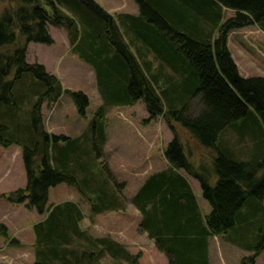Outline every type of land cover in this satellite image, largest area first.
I'll list each match as a JSON object with an SVG mask.
<instances>
[{
  "label": "trees",
  "instance_id": "16d2710c",
  "mask_svg": "<svg viewBox=\"0 0 264 264\" xmlns=\"http://www.w3.org/2000/svg\"><path fill=\"white\" fill-rule=\"evenodd\" d=\"M133 1L137 17L109 14L95 0H0V147H19L25 173L24 187L1 196L44 216L32 227V264H138L141 257L110 237L83 230L76 203L48 204L49 189L61 184L76 189L92 213L112 203L113 195L105 180L89 174L92 162L75 143L79 137L44 128V103L65 94L80 114L88 105L84 93L63 88L43 64L26 61L29 42L53 43L49 27L64 29L71 50L93 67L102 106L141 101L143 122L161 116L170 129L163 151L170 166L153 173L130 200L143 215L140 227L154 237L168 263L207 264L209 237L240 233L261 219L253 242L232 240L250 252L241 264H255L259 255L264 264V206L257 204L264 200V77L240 76L227 48L232 31L255 25L264 33V0ZM195 99L199 109L190 115ZM172 122L212 152L210 162L196 165L186 155ZM91 125L97 149L95 142L101 147L105 141L104 126ZM230 128L239 140H253L252 149L245 154L231 149L223 138ZM59 142L66 145L54 155ZM179 170L198 182L210 207L204 217ZM147 204L152 211L144 215ZM244 208L248 212L242 213ZM0 237L8 238L1 222Z\"/></svg>",
  "mask_w": 264,
  "mask_h": 264
},
{
  "label": "rangeland",
  "instance_id": "374dc122",
  "mask_svg": "<svg viewBox=\"0 0 264 264\" xmlns=\"http://www.w3.org/2000/svg\"><path fill=\"white\" fill-rule=\"evenodd\" d=\"M100 1H104V3L113 7L116 1L119 0ZM1 6L2 5H0V7ZM230 14V11H226L224 16L227 17ZM241 30L239 32L237 30L235 34H230L229 37L231 41L228 43L229 48L227 47L231 56L239 64V75L242 77H264V38H258L255 35L256 31L252 29ZM49 32L53 38V43L46 45L29 42L26 48V61L28 63L38 62L43 64L49 73L54 74L60 80L63 88L84 93L88 99V105L85 107L84 113L80 114L77 111L74 101L65 94L61 95L58 102L55 104L46 105L44 103L41 108L44 128L45 130L50 129L49 131L53 134L69 135L72 138L79 137L78 140H75V143L87 150L88 155H86V160L92 162V165L88 169L89 174L94 175L96 179L100 178L102 180L103 178L106 180L108 183L104 182V185L107 189L113 188V194L115 192L116 195L121 198L122 202H124L122 195L124 197L130 195V188L127 186V182L130 180L129 173L115 168L117 165L116 159L118 158L113 161L107 160L108 156L104 154V147L103 145L100 147L98 141L95 142L97 149L93 148L94 143L92 141L94 136L91 123H102L105 127L103 129L105 137L104 142L111 148L116 147L114 143L116 142L120 147L119 157L135 156L139 159L143 157L147 159L148 155L150 157L154 153L157 155L159 152H163L166 149L172 138V133L161 116L156 117L154 120L143 122V120L147 118V113L141 101L136 102L132 106H102L93 67L81 60L77 54L71 50L64 29L49 27ZM153 57L154 54L151 53L148 59L151 60ZM138 60L141 63V59ZM156 63L157 62L154 61V65ZM170 72L172 71L170 70ZM27 107L28 106H23V111H25ZM100 107H102V114L98 117L97 114ZM189 109L190 115H194L198 111L199 106L196 99L190 104ZM59 112H62L63 116H56V113L59 114ZM248 124H250V122ZM172 125L179 136L186 155L189 156L193 162H197L196 165H201V163L205 165L210 162L209 153L212 154L210 150L201 148V146L190 137L188 131L179 124L172 122ZM231 129L232 128L223 135V138L229 141V145L232 146L234 150H244L243 152L245 154L247 152L246 149H252L250 142H254L253 140L244 138V140L241 141L238 138L237 130L234 129L235 131H233ZM142 134H144V138H141ZM115 137L117 138L116 141L114 140ZM148 143L149 145H153L152 148H148ZM65 145L66 144L63 142H59L57 146L54 147L53 154H57L58 149L64 148ZM96 153H98V156ZM113 155L112 153L109 157L112 159L111 156ZM145 166L146 165L140 163L138 165L139 171H142ZM144 173L139 177L140 183L146 181L152 175H150L151 172L148 174ZM262 173L263 171L260 175H262ZM122 183H126L124 188H121ZM24 184L25 173L19 147L15 145L6 148L0 147V222L3 223L8 230V238L0 237V264H32L34 259V233L32 230V224L35 220L34 213H30V210L28 211L21 204H10L1 196V193H7L18 187L22 188ZM67 187L70 186L61 184V187H59L62 189L60 193L61 196L66 197V193L63 192V190H66ZM53 188H50L49 191L50 198L54 199L57 198L58 195L56 189L53 190ZM79 196L80 198L77 199L76 204L80 208L84 219L83 213L87 212L86 205L83 201L85 198L80 194ZM88 197L93 199L92 194H89ZM258 203L260 206L261 204L264 206V200H260L257 204ZM83 219L81 221V228L92 236H100L99 233L101 232L98 230L97 226L90 228L87 222L83 223ZM260 222L261 219L250 221L245 226H242V228H239L240 233L231 232L230 230L226 234L216 236L215 240H211V263L221 264L217 257L216 249L217 246H221L224 264H241V259L248 254L237 258L239 251H237V254H232L228 251L230 248L237 245L232 239L235 237L237 239L241 238L244 243L253 242ZM112 236L108 235L103 237H110L115 241V238H118L121 241V243H118L123 246H129V241H126V239L130 240L129 237L124 238L121 237V235L118 237L115 235ZM225 243H227V245H224ZM140 247L144 249L145 252L149 253L145 243L140 244ZM239 247L244 249L241 246ZM130 251L131 252H128L132 254L141 252L138 264L140 262V264H148L151 262L152 257L149 256V259H146V257L144 258V256L142 257V250L139 251V249L135 248ZM165 256L164 254L163 258H159L161 260L157 259V256H155L156 259L153 258L155 264H169ZM103 260L106 261V259ZM255 264H263L261 255L255 259Z\"/></svg>",
  "mask_w": 264,
  "mask_h": 264
},
{
  "label": "crops",
  "instance_id": "0c3cea01",
  "mask_svg": "<svg viewBox=\"0 0 264 264\" xmlns=\"http://www.w3.org/2000/svg\"><path fill=\"white\" fill-rule=\"evenodd\" d=\"M96 1L109 14H121L122 16L129 15V16H133V17L138 16V6L133 0L116 1L115 6H113V7L104 3V1H100V0H96ZM122 20H127V18L122 17ZM248 27H245L242 29L243 30L244 29H249V30L252 29L253 31H256L255 35L258 38H260V39L264 38V33L258 27H256L255 25L248 26ZM240 30H238V32ZM243 30H241V31H243ZM231 33L235 34V33H237V30L229 33V35L227 37V47L228 48H229L228 43H229V41H231V38L229 37ZM148 58H149V55H148ZM232 59L236 65L238 73H239V64H238V62L235 61V59L233 57H232ZM56 116L61 117V116H63V114H62V112H59V114L56 113ZM49 130L46 129L47 132H50ZM67 136H69V135H67ZM69 137H71V136H69ZM141 138H144V134L141 135ZM116 139L117 138L115 137L114 140L116 141ZM114 143L116 144L117 148L116 147L111 148V147L107 146L106 143L104 142V144H103L104 154H106L108 156L107 160H109V161L110 160L113 161L114 159L118 158V159H116L117 165L115 166V168L121 169V170L129 173L130 180L127 182V186L130 188V195H128V197H124L122 195V197L124 199V202H122L121 198L119 196H117L115 192L113 194V188L109 189L108 191H111L110 193L113 194L112 195V203H109L107 205L106 204H103V205L100 204L99 207L101 208V211H99L98 213H92L91 209H90V205L87 203V201L85 199L82 198L84 201V204L86 205L85 207H86V211H87V212L83 213V215H84L83 223L87 222L90 228L91 227L94 228V226H97L98 230L101 232V233H99L100 237L108 236V235H110V236L115 235L117 237L119 235H121V237H124V238L129 237L130 240L126 239V241H129V246L124 244V245H126V246H124L125 249L129 252H131L130 250L136 248V249H139V251L140 250L143 251L142 257L144 256V258L146 257V259H149V256L152 257V259L153 258L156 259L155 256H157V259L163 258L165 253L156 244L154 237L148 236L147 231L143 230L140 227L143 215H142V213H140L139 208L135 204L130 202V200H131V197L134 196L138 192V190L140 189V187L144 183V182L140 183V179H139V177H141L144 172H145L144 174H148L149 172H151L150 173V175H151L153 173L167 169L170 166V164L167 161V159L164 157L163 152H159L157 155L154 153V154H152L151 157L148 155L147 159H145L144 157L139 159L138 157H135V156L119 157L118 154H120V152H119L120 147H119V145H117L116 142H114ZM152 146L153 145H149V143H148L149 149L152 148ZM231 149H233L232 146H231ZM146 151H147V149H146ZM112 153L114 155L111 156L112 157V159H111L109 156ZM142 155H144V154H142ZM140 163L146 165L142 169V171H139L138 165ZM195 163L197 164V162H195ZM106 164L108 165L107 162H106ZM178 173L181 174L186 179V182L188 183L190 190L195 197L198 211H199L200 215L202 217H204L209 212L210 207L201 198L200 186H199L198 182L195 179H193L192 177H190L189 175H187L183 170H179ZM102 181H104L103 178H102ZM106 183H108V182L106 181ZM125 185H126V183H122L121 188H124ZM59 187H61V185H58V186L53 188V190L56 189V191H57V195H58L57 198H54V199L50 198V191H49V193H48V203L49 204H57V203H60L63 201H72V202L76 203L77 199L80 198L79 193L73 187H67L66 190H63V192L66 193V197L61 196L60 193L62 192V189ZM246 209L244 208L242 213H246V211L248 212V209L247 210ZM84 211H85V209H84ZM151 211H152L151 206L147 204L145 207L144 215L147 213H150ZM30 213H34L33 215L35 216V220H34L32 225L39 222L44 217L42 215L37 214L34 210H30ZM32 235H33V233H32ZM33 239H34V237H33ZM115 239H116V242L121 243V241L118 238H115ZM215 239H216V236L209 237L207 239V246H206V251H205L207 264H212L210 261V247H211L210 241L215 240ZM143 243H145V245L147 246L146 249L149 251V253L145 252V250L140 247V244H143ZM224 245H227V243H225ZM216 249H217V257H218L220 263L224 264L222 247L217 246ZM228 251H230L232 254H234V253L237 254L238 253L237 251H239V254H237L238 257L236 256L237 258H240V257L244 256L245 254H250L249 251L244 250L237 245L233 246ZM152 259H151V262H149V260H148V262H149L148 264H155V260L154 259L152 260ZM159 260H161V259H159Z\"/></svg>",
  "mask_w": 264,
  "mask_h": 264
}]
</instances>
